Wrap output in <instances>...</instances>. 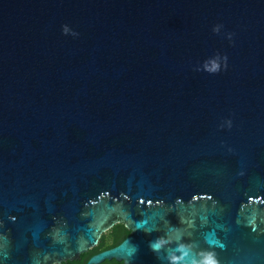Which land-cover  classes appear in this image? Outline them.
Here are the masks:
<instances>
[{"label":"water","instance_id":"water-1","mask_svg":"<svg viewBox=\"0 0 264 264\" xmlns=\"http://www.w3.org/2000/svg\"><path fill=\"white\" fill-rule=\"evenodd\" d=\"M264 264V0H0V264Z\"/></svg>","mask_w":264,"mask_h":264},{"label":"trees","instance_id":"trees-1","mask_svg":"<svg viewBox=\"0 0 264 264\" xmlns=\"http://www.w3.org/2000/svg\"><path fill=\"white\" fill-rule=\"evenodd\" d=\"M130 235V231L125 228L123 224H117L111 229L109 232L104 234L100 240L99 245L95 248L90 250L89 252L83 254L81 256L80 261L76 262H68L63 264H86L87 261L95 254H98L102 251L111 249L119 245L125 238ZM102 264H124L121 262L113 261H106Z\"/></svg>","mask_w":264,"mask_h":264}]
</instances>
